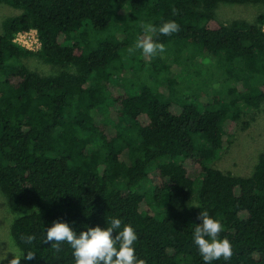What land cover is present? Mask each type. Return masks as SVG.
<instances>
[{
  "label": "trees",
  "instance_id": "16d2710c",
  "mask_svg": "<svg viewBox=\"0 0 264 264\" xmlns=\"http://www.w3.org/2000/svg\"><path fill=\"white\" fill-rule=\"evenodd\" d=\"M219 2L264 4L0 0L20 11L0 24V190L18 213L15 244L35 253L22 264H74L66 243L57 250L43 242L47 227L60 220L79 233L113 216L134 227L145 264H202L192 230L205 211L232 245L231 258L214 264H264V151L249 176L211 165L231 143L241 105L255 111L264 102V13L254 23H221ZM169 20L178 32L152 34L164 58L145 55L152 83L118 82L130 38ZM30 29L36 51L13 40ZM183 50L190 51L184 64L198 57L235 81L229 99L216 91L203 102L180 90L166 56L178 63ZM29 56L62 69L42 75L22 62ZM27 235L35 236L31 244Z\"/></svg>",
  "mask_w": 264,
  "mask_h": 264
},
{
  "label": "rangeland",
  "instance_id": "374dc122",
  "mask_svg": "<svg viewBox=\"0 0 264 264\" xmlns=\"http://www.w3.org/2000/svg\"><path fill=\"white\" fill-rule=\"evenodd\" d=\"M19 12L18 9L9 5L0 4V24L4 17L15 15ZM261 13H264V4L259 2H219L215 9V17L221 23H229L232 20H246L254 23ZM133 26L136 25L133 24ZM135 38L133 36L130 38V43L122 53L121 59L125 71H122L120 73H123L122 77H116V80L118 82L127 80L129 83L134 82L133 86H139L140 84L148 83V81L152 83L154 77L149 62L150 58H146L139 49H135L132 52L129 51V49L135 48ZM189 53L190 51H181L180 56L182 57L179 56L178 63L172 62L174 55L167 53L166 56L167 62L172 64L180 90L185 94H194V98L200 95V100L203 102L210 101L212 94L216 91H219L226 99H229L231 95L228 94V89L235 85V81H226L219 76L209 66L210 63H207V66L204 67L198 57L193 60L190 59L184 64L183 60H186L188 55H190ZM161 54L164 58L165 53ZM22 62L42 75H53L62 69L58 65L44 62L37 56H29L22 59ZM260 82L261 78L259 77L252 80V83ZM189 99L191 100L192 97ZM241 108L243 109V114L235 126L231 143L227 148L220 150L216 154L211 165L237 175L249 176L254 171L259 154L264 151V102L255 111L242 105ZM17 216L18 213L11 210L5 195L0 190V264H11V259L15 254L14 240L10 229L13 220ZM20 264H22V259Z\"/></svg>",
  "mask_w": 264,
  "mask_h": 264
},
{
  "label": "clouds",
  "instance_id": "9594fccd",
  "mask_svg": "<svg viewBox=\"0 0 264 264\" xmlns=\"http://www.w3.org/2000/svg\"><path fill=\"white\" fill-rule=\"evenodd\" d=\"M180 30V26L174 20L162 23L157 29L153 24L143 26L144 36L135 41V49L141 50L142 54L152 57L165 51L163 43L153 39V33L168 36ZM197 207L196 205H192ZM199 223L192 230V243L196 246L202 264H214L215 261L227 262L231 256L232 245L227 238H221L224 231L222 222L210 216L206 211L200 212ZM85 230L77 231L68 222L54 220L45 231L43 242L59 249L61 243H66L71 249L74 264H145L136 256L134 244L138 239L136 230L129 224H124L122 219L111 217L105 227L87 225ZM26 244L35 240L34 235L23 238ZM15 254L11 264H20L21 259L32 261L35 253L26 251L15 245Z\"/></svg>",
  "mask_w": 264,
  "mask_h": 264
},
{
  "label": "built area",
  "instance_id": "2783aa9c",
  "mask_svg": "<svg viewBox=\"0 0 264 264\" xmlns=\"http://www.w3.org/2000/svg\"><path fill=\"white\" fill-rule=\"evenodd\" d=\"M13 40L18 45L23 46L32 51H36L40 46L38 35L35 29H30L24 32H18Z\"/></svg>",
  "mask_w": 264,
  "mask_h": 264
}]
</instances>
